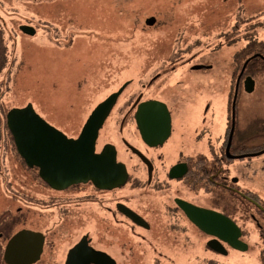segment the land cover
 <instances>
[{
  "label": "flooded vegetation",
  "instance_id": "1",
  "mask_svg": "<svg viewBox=\"0 0 264 264\" xmlns=\"http://www.w3.org/2000/svg\"><path fill=\"white\" fill-rule=\"evenodd\" d=\"M6 1L0 0V60L7 58L3 44L15 45L14 64L18 54L22 56L32 44L34 49L28 50L29 58L36 61L32 72L42 73L52 92L61 91L60 86L62 91L83 92L93 75L123 76L129 64V74L142 78L126 80L101 101L82 96L76 103L64 94L59 102L50 103L45 114L32 103L7 109L0 104V188L4 190L0 193V264H8L6 248L22 232L44 240L42 253L32 264H228L231 253L244 254L251 248L254 264H264V154L240 158L245 144L237 122L239 94L246 79L264 73V41L257 37L264 27V5L251 12L262 7L263 0H237L234 24L226 21L225 12L219 14L224 21L218 28L205 24L198 15L211 0L181 4V0H156L159 6L154 9L146 0H78V5L55 6L49 0L42 6L38 5L42 0H33L34 4L22 0L23 4L13 7ZM188 34L193 35V42ZM203 38L215 47L209 48L208 55H196L192 48L201 45ZM157 45L164 46L161 54L155 52ZM219 45L237 49L227 67V74L236 79L224 89L218 88L215 77L209 78L221 72L210 63L216 59L210 54ZM107 46L114 51V68L103 65ZM201 75L208 76L207 80ZM66 76L77 77L76 86L58 84ZM0 90L2 99L5 92ZM120 91L90 152L101 158L97 161L104 168L114 165L117 174L123 165V181L50 184L41 177V168L20 154L8 127L11 110L31 105L52 129L77 140L96 109ZM66 113L71 123L81 126L77 136L60 126V121L69 119ZM55 133L47 141V152H67L58 145L60 136L52 139ZM30 147L35 151L34 142ZM249 158L262 159L250 169L251 182L242 174L244 160ZM19 162L28 173L23 180L12 174ZM184 205L231 221L242 243L249 237L246 219L257 232L258 243L247 245L245 252L223 241H219L221 246L214 243L217 238L206 231L211 228L210 219H205L206 229H201Z\"/></svg>",
  "mask_w": 264,
  "mask_h": 264
},
{
  "label": "rangeland",
  "instance_id": "2",
  "mask_svg": "<svg viewBox=\"0 0 264 264\" xmlns=\"http://www.w3.org/2000/svg\"><path fill=\"white\" fill-rule=\"evenodd\" d=\"M77 1L78 0H49L50 5L52 6L60 5V4L78 5V3H81ZM183 1L188 2V0H181L180 4L183 3ZM23 3L24 2L22 0L18 2H14L12 0L6 1V4L9 5V7L21 5ZM30 3L34 4L36 2L33 3V0L32 1L30 0ZM82 3L85 4V2H82ZM145 3L148 5L149 8H153V9L156 8L157 5L159 4V2H156V0H146ZM43 4H44V0H42L41 3H39L38 5L42 6ZM166 4H172V3L166 2ZM236 5H237V0H227V2H224L222 0H211L209 3H206L198 10V15L200 17V20L203 21L205 24L213 28H218L220 26V23H223L224 21L222 16H220L219 14L222 15V13L224 14L226 12L227 13L226 21L229 22L230 24H234L235 9L237 7ZM263 5H264V0L260 5L262 7H260L259 9L252 8L251 12H254V11L258 12L262 10ZM152 12L156 13L154 10ZM131 14L136 15V13H133V12ZM230 14H233V17H231ZM222 27L223 25L221 26V28ZM194 33L196 35L198 34L196 30H194ZM187 36L191 37L188 40L193 42V39H192L193 35L188 34ZM257 37L260 41L262 40L264 41V27H261L259 29V33ZM196 39H197V36L195 37V40ZM202 41L203 43L201 45H198L197 47L192 48L193 50L192 52L195 53L196 55H208V53H210L209 48L215 47V43H212L206 38H203ZM174 46H179L180 49L187 47L186 44L185 45L174 44ZM2 47L7 55L6 60H4L5 65H4V68L2 69L3 71L0 72V80H2L0 82V86H2V88L0 89H2L5 92L2 95L3 98L0 99V102H1L0 104L1 106H4V109H7V107L12 108L13 106L26 105L28 103H32L36 107H38L42 113L45 114L46 113L45 109L49 107L50 103H53L55 101L59 102L60 98L64 94H67L69 97H71L69 98L70 101L72 102L76 101V103L79 102L78 100L81 99L82 96L89 100H92V99L95 100V98L99 97L98 99L99 101H101V100H104V98H106L109 92L115 90V88H118V86L120 84H123L126 80L131 79V78L140 80V78H142L136 75L129 74V71L127 70V68H129V66L131 65L129 64L127 67H125L123 76H119V74L117 73L112 74L111 77H109L108 74H98L96 76L93 75L92 79L90 80L89 87L87 86V84H84L85 91L83 92L79 91L80 93H78L77 90L69 91V89L68 91H62L63 86L62 87L60 86L59 88L61 91L52 92L48 88L51 84L50 81L47 82V78H45L42 73H37L36 71L35 73L32 72L33 68L35 67V62H36L30 59L28 55L29 47L30 49H34V47H32V44H29L24 49L22 56H20L21 53L18 54L19 59L15 61V64H14V60L12 61V54L15 51L14 49H16L15 45L7 42L3 44ZM137 48L140 50V46H137ZM228 48H229V45H219L218 49L210 54L211 57H216L215 60H210L211 65L214 67V69L220 70L221 72L220 74H217L216 76L212 75L209 78L210 80H213L215 77L216 84L218 85L219 89H224L226 86L227 88H229L230 85H232V83H234L236 79L234 77V79L232 80L231 74H227V67L229 66V64H231L232 62L231 59L233 58V54L236 52L237 49L235 48L228 49ZM105 49H106L105 50L106 52L105 61L106 62H103L104 63L103 65H109L110 68L116 67V62L112 60V54L114 51L111 50L108 46L105 47ZM162 49H164V46L157 45V49L155 52L159 53L161 52ZM17 51H18V46H17ZM38 51L44 52L41 50H38ZM102 52L103 50L100 49V53ZM185 53L187 52L185 51ZM185 58H187V56ZM131 61H135V60H131ZM18 63H20V66ZM13 64H14V67H13ZM11 69H12L11 74H9ZM6 70H8V72L6 73V75H4ZM178 74L182 75V71L178 72ZM200 77L201 79L207 80L208 76L201 75ZM76 79L77 77L66 76L65 80L63 81L59 80L57 82L60 85L65 83L67 85L76 86L78 82ZM253 79H255V82H256L255 90H253L252 92H247L245 89H242V91H240L239 100H238L239 108L237 111V120H238L237 122L239 123L240 131L242 132L241 136L244 142L245 140L251 137H254L256 135H264V73L255 76ZM45 82H46V85H45ZM190 83H193V82H190ZM98 84L101 86L100 91H98V88H97ZM86 87H88V90H89L88 93H87L88 90L86 89ZM129 89L127 90V92L132 91V90L129 91ZM107 90L109 91L106 92ZM241 95L243 97L242 105H241ZM216 98L219 101L218 95H216ZM65 115H68L69 119H67L66 121L65 120L60 121L61 123H63L60 126L69 135L77 136L81 126L70 122L71 117L69 113L68 114L66 113ZM217 125H220V124L217 123ZM9 144H11L10 141H9ZM261 145H264L263 136H260L257 139H254L250 143V147H258ZM242 153L244 154V152ZM247 153H250V152H246V154L244 155L250 156ZM8 157H9V154H8ZM244 161L245 162L243 163V166H242L243 168L242 174L247 180H249V182H251L253 179L250 178L252 176V172H250V169L252 170L253 166L260 164L262 162V159L251 160L249 158ZM10 168L12 169V165H10ZM12 174L15 179H19V180H23L24 179L23 177L25 178L28 177V173L26 172L25 168L22 166L20 162L17 164V167L13 168ZM250 187H252L251 184H250ZM2 191L4 190L0 188V193ZM245 226L247 228L246 230H248V233H249V237L247 238L245 244L250 245L251 247L258 243V234L255 231L253 225L250 224V222H248L246 219H245ZM251 250L252 248L244 254L233 252L226 259V261L228 264H254V255Z\"/></svg>",
  "mask_w": 264,
  "mask_h": 264
},
{
  "label": "water",
  "instance_id": "3",
  "mask_svg": "<svg viewBox=\"0 0 264 264\" xmlns=\"http://www.w3.org/2000/svg\"><path fill=\"white\" fill-rule=\"evenodd\" d=\"M240 79L241 77L237 80V89ZM254 85V80L248 77L245 82V90L252 92ZM120 93L121 91L110 97L96 109L85 125L82 135L77 140H68L61 133L52 129L35 113L31 105L25 109L11 110L8 113V127L15 137L20 154L27 162H34L39 166L41 168V177L50 184L70 185L92 180L113 185L119 181H123L124 172L126 174V169L123 165H119L121 166V175L117 174V169L113 164V166L106 165V168H104L97 161V159L101 158H95L93 152H90L95 147L99 129L103 126ZM235 102L236 96L233 102V125L229 138V146L231 145L235 122ZM54 132H56V137L52 139L57 140L60 136L62 140L61 144L58 145L59 147H64L67 152H58V155L57 152H47L50 148L47 141L50 139V134ZM31 142L35 143V151L30 147ZM227 153L228 157L232 159L236 158L232 157L230 152ZM263 154L264 150L250 156H240V158ZM104 172L105 175H102ZM184 207L190 218L203 230L206 229L204 225L205 219L208 221L210 219L211 228L206 231L217 238L216 241H213L214 243L221 246L219 241H223L236 250L247 251V244L239 241L241 234H239L231 221L212 211L201 210L194 206L184 205ZM43 243V238L38 234L30 232L19 233L8 244L5 252V261L8 264H32L39 259ZM212 249L224 255L227 254L225 251L222 252L218 246L212 245Z\"/></svg>",
  "mask_w": 264,
  "mask_h": 264
},
{
  "label": "trees",
  "instance_id": "4",
  "mask_svg": "<svg viewBox=\"0 0 264 264\" xmlns=\"http://www.w3.org/2000/svg\"><path fill=\"white\" fill-rule=\"evenodd\" d=\"M260 62V61H259ZM261 64H263L261 62ZM4 65H5V62L4 60H0V70H2L4 68ZM264 69V68H263ZM261 72H264V70H261ZM260 136H263L264 135H256L254 137H251L247 140H245L244 144H245V147H244V154H246V152H250V151H260L262 148H264V145H261V146H258V147H250V143L254 140V139H257L258 137Z\"/></svg>",
  "mask_w": 264,
  "mask_h": 264
}]
</instances>
